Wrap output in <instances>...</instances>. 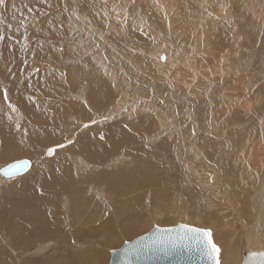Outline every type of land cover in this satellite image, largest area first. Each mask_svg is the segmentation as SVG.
Returning a JSON list of instances; mask_svg holds the SVG:
<instances>
[{"label": "rangeland", "instance_id": "rangeland-1", "mask_svg": "<svg viewBox=\"0 0 264 264\" xmlns=\"http://www.w3.org/2000/svg\"><path fill=\"white\" fill-rule=\"evenodd\" d=\"M46 31L56 51L43 53ZM220 54L226 70L217 72ZM5 56L0 167L23 158L35 166L11 180L0 174V264H108L110 249L176 222L209 229L221 264H242L235 257L249 225H264L262 211L255 218L264 0H5ZM85 75L108 92L91 96ZM95 131L108 139L92 140ZM5 141L18 147L14 159ZM259 250L264 233L246 254Z\"/></svg>", "mask_w": 264, "mask_h": 264}, {"label": "water", "instance_id": "water-1", "mask_svg": "<svg viewBox=\"0 0 264 264\" xmlns=\"http://www.w3.org/2000/svg\"><path fill=\"white\" fill-rule=\"evenodd\" d=\"M21 161H27L28 164L17 174L19 175L29 168V160L24 158L17 159L4 165L1 169L7 168L9 165ZM1 174L3 175L2 172ZM181 225L199 228L183 222H176L173 225L167 226L153 225L149 231L140 234L132 240L124 241L119 248L110 249L108 264H213V260L208 256L205 248L195 240H177L175 243L169 241L166 245L162 246L149 248L140 247V244L147 243L154 235H156L158 229H173L175 231L172 233H164V235L166 237H177L180 233ZM199 229L209 230L207 228ZM138 242H140V244H138ZM138 248L139 251H137ZM250 252L247 255L242 256V264H264V255H262L264 254V250Z\"/></svg>", "mask_w": 264, "mask_h": 264}, {"label": "bare ground", "instance_id": "bare-ground-1", "mask_svg": "<svg viewBox=\"0 0 264 264\" xmlns=\"http://www.w3.org/2000/svg\"><path fill=\"white\" fill-rule=\"evenodd\" d=\"M10 2H16V0H9ZM87 1H90V0H87ZM230 1V0H229ZM243 2V1H242ZM255 2V1H254ZM248 3V2H247ZM238 7V6H237ZM167 9H169L168 7H167ZM223 7L222 8H219V10H218V12H217V15L219 16V14H221L222 12H223ZM168 11V10H167ZM170 14H173L172 16H173V18H174V15H176V12H173V13H170ZM163 15V13L162 12H159V17H163L162 19H164V16H162ZM169 15V14H168ZM169 17V16H168ZM171 18V17H170ZM229 18V17H228ZM142 19V21L144 22V25H145V23L147 24V23H149V21L147 20V19H145L144 17H142L141 18ZM169 19V18H168ZM61 19L58 17V16H54L52 19H51V21L50 22H48L49 24H50V26L52 27V29H53V31L55 32L56 30H55V28H56V23H58L59 21H60ZM73 20H76V12H74L73 13ZM173 20V19H172ZM201 20V19H200ZM229 20V19H228ZM231 20V19H230ZM168 21V20H167ZM170 21V20H169ZM214 21V20H213ZM89 23V22H88ZM87 23V21H85L84 22V29L87 31V32H89L91 35H95V36H98V37H100L101 36V34L99 33V32H97V31H95L94 29H89V28H87L86 26L88 25L89 27L91 26V24L89 25ZM170 23V22H169ZM215 23H216V21H215ZM232 24V23H231ZM93 27V26H92ZM147 27V26H146ZM199 27V26H198ZM207 27V26H206ZM235 27V26H234ZM91 28V27H90ZM148 28V27H147ZM149 29V28H148ZM169 29H174V25L172 24H169ZM230 29V28H229ZM150 31V30H149ZM239 31V30H238ZM242 31V30H241ZM47 32L48 31H46V32H43L42 33V39L41 40H39V42L38 43H43L45 46H47V48H42V51H43V53H45V52H47L49 49H52V50H54V51H56V45L55 44H53L52 42H51V40H50V38H49V36H48V34H47ZM151 32V31H150ZM206 34V33H205ZM229 34V33H228ZM55 34H53V36H54ZM221 35V34H220ZM52 36V37H53ZM206 41V40H205ZM248 42V41H247ZM57 47H59V46H57ZM239 47V46H238ZM102 48V47H101ZM215 48V47H214ZM224 49V48H223ZM58 50H59V48H58ZM57 50V51H58ZM104 50V49H103ZM213 50V49H212ZM224 51V50H223ZM226 51V50H225ZM222 52V51H221ZM242 53V52H241ZM163 56H164V58H162L161 59V54H160V56L158 55L156 58H157V61H158V65H160L161 67L165 64V62L166 61H168V58H169V56H167L165 53L164 54H162ZM240 55V54H239ZM196 56H198L197 55V53L196 52H191V58H189V60H190V64L193 66V71H194V73H195V69H194V64H195V60H192V59H194V58H196ZM234 56V55H233ZM232 56V57H233ZM155 58V59H156ZM6 59H7V56H5V57H2V58H0V61H1V67H2V69L4 68V67H10V65H9V63H7L6 62ZM45 59H46V57H45ZM182 59V58H181ZM225 60V55L224 54H220V55H218L217 56V58H216V64L214 65V69L215 70H217V72L218 71H220V69H224V70H226V68L223 66V61ZM230 60V59H229ZM228 60V61H229ZM117 61V60H116ZM153 61H154V59H153ZM156 61V60H155ZM159 61H160V63H159ZM162 61V62H161ZM189 62V61H188ZM238 62V61H237ZM184 63V62H183ZM117 64V63H116ZM156 64V63H155ZM189 65V64H188ZM160 66H158V67H160ZM157 67V68H158ZM18 68V67H17ZM28 68H30V67H28ZM196 68V67H195ZM68 69V68H67ZM76 69V68H75ZM84 69V68H83ZM164 69V68H163ZM189 69H191V68H189ZM16 70H18V69H16ZM15 70V71H16ZM19 70H20V68H19ZM46 70V68H42V69H40L39 70V72H43V71H45ZM80 70V69H79ZM186 70V69H185ZM191 71H192V69H191ZM22 72V71H21ZM185 72V71H184ZM224 73V72H223ZM7 74L8 75H10V74H13V75H15V76H17L18 74H19V72H14V71H11V72H9V71H7ZM101 74V73H100ZM105 74H106V71H105ZM183 74V73H182ZM181 74V75H182ZM95 75V74H94ZM222 75V72L221 73H219V75H218V77L219 76H221ZM108 76H109V74H108ZM21 78H23V77H21ZM86 82H87V84H93V86H94V93H90L91 94V96H93L94 98H100L101 97V95L104 93V91H106V92H108V85H107V83L103 80V79H101L100 77H97V76H92V75H90V76H88V75H85L84 76V78H83ZM196 79V78H195ZM198 79V78H197ZM117 82H118V84H119V80H117ZM148 82V81H147ZM182 82V81H181ZM98 83V85H96ZM106 83V84H105ZM184 84V83H183ZM150 86V85H149ZM190 86V85H189ZM109 88H110V86H109ZM111 89V88H110ZM112 90V89H111ZM119 90H121V89H119ZM92 91V90H91ZM55 94H54V93ZM52 93H49V97H52V100H56V95H57V91L55 90V91H53ZM167 94V93H166ZM169 96V95H168ZM165 98V97H164ZM165 100V99H164ZM167 100V99H166ZM60 101V100H59ZM59 101H57V102H59ZM145 102V101H144ZM143 102V103H144ZM146 103V102H145ZM153 103V102H152ZM176 103V102H175ZM178 104V103H177ZM176 104V105H177ZM243 104V103H242ZM246 104V103H245ZM172 105V104H171ZM250 105V104H249ZM56 106H57V104L55 103V104H53L52 105V107L53 108H55V109H57L56 108ZM173 106V105H172ZM178 106V105H177ZM66 107L68 108V104L66 103ZM175 107V106H174ZM249 107V106H248ZM173 109H175V108H173ZM177 109V108H176ZM248 109H250V108H248ZM221 111V110H220ZM181 114H183V113H181ZM190 114V113H189ZM193 114H194V112H193ZM174 120V119H173ZM192 120V119H191ZM187 122V121H186ZM190 122H193V121H190ZM171 123V122H170ZM217 124V123H216ZM176 125V124H175ZM264 125V124H263ZM262 125V126H263ZM178 127H180V126H178ZM183 127V126H182ZM103 128V127H102ZM175 128V127H174ZM182 129H184V128H182ZM29 130V129H28ZM176 130V129H175ZM178 130V129H177ZM192 130V129H191ZM182 131V130H181ZM106 132H108V130L106 131ZM211 132V131H210ZM105 133V132H104ZM104 133H100V131H95V133L92 135V137H91V139L92 140H94V141H101L102 139H103V137L104 138H107L106 137V134H104ZM209 136H210V134H209ZM218 136V135H217ZM108 139V138H107ZM110 139V138H109ZM208 139V138H207ZM263 141V140H262ZM209 142V141H208ZM262 144H264V143H262ZM3 147H4V149H5V151H6V154H7V156L9 157V158H11V159H14L15 157H16V154H14V153H16V151L18 150V147L17 146H13L11 143H9L8 141H5L4 142V145H3ZM141 150H142V152L143 153H145V151H144V147H142V148H140ZM258 150V149H257ZM14 152V153H13ZM201 152V151H200ZM199 152V153H200ZM231 152H232V148H231ZM197 155V154H196ZM252 157H254V159L258 162V163H260L259 162V159L257 158V156H256V154L255 155H253ZM9 164V163H8ZM261 164V163H260ZM263 166H264V163L262 164ZM4 166V165H3ZM3 166H1L0 167V169L3 167ZM33 166H35V161L33 160V163L31 164V162H30V166H29V168L26 170V171H24L23 173H21V174H19V175H17V176H22L23 174H26L29 170H30V168L31 167H33ZM264 170V169H263ZM202 172V171H201ZM0 174H1V172H0ZM2 175V174H1ZM3 176V175H2ZM17 176H14V177H11V178H7V177H5V176H3L4 178H6V180H11V179H13V178H15V177H17ZM263 176V175H262ZM218 177V176H217ZM219 179V178H218ZM261 181H262V186L261 187H259L258 189L259 190H261L262 188H263V190L262 191H257L256 190V193H258L256 196H255V198H256V215H255V218H257V215H258V213H259V211H262L263 213H264V177L263 178H261ZM225 182V181H224ZM202 183V182H201ZM228 188V187H227ZM225 191V190H224ZM222 193H223V191H222ZM226 193V192H225ZM213 196V195H212ZM232 199V198H231ZM234 199V198H233ZM232 199V200H233ZM235 201V200H234ZM236 205V204H235ZM236 207V206H235ZM237 208V207H236ZM237 210V209H236ZM235 210V211H236ZM237 212V211H236ZM252 214H254V213H252ZM255 218H254V220H255ZM243 219V218H242ZM240 222H242V221H240ZM244 222V221H243ZM246 222V221H245ZM249 223V222H248ZM262 224V228H260V229H257L258 228V225H261ZM243 225V224H242ZM241 225V226H242ZM246 225H247V223H246ZM244 226V225H243ZM250 227H249V230H248V233H247V231H246V235H245V239L242 241V245H241V247H240V245H239V255L237 256V257H235L237 260H240V262H242V256H244V255H247L246 254V250H251L252 248H254V246H256L258 243H260V240H261V237H262V234L264 233V225H263V221L262 220H259V221H256V223H254V221L249 225ZM246 227H248V226H245V228ZM244 229V228H243ZM246 230V229H245ZM244 230V231H245ZM237 248V247H236ZM236 250V249H235ZM237 252H236V254H238ZM219 259H220V256H219ZM221 262V261H220Z\"/></svg>", "mask_w": 264, "mask_h": 264}, {"label": "snow or ice", "instance_id": "snow-or-ice-1", "mask_svg": "<svg viewBox=\"0 0 264 264\" xmlns=\"http://www.w3.org/2000/svg\"><path fill=\"white\" fill-rule=\"evenodd\" d=\"M4 3L5 0H0V5H3ZM53 152V148L48 149L49 155H52ZM27 164V161H21L16 164H11L7 168L0 169V172H2L4 176L11 178L12 176L17 175L20 171H22L27 166ZM173 231L175 230L158 229L157 234L154 235L147 243L140 244V242H138V244H140V247L149 248L166 245L169 241L175 243L177 240H195L198 244H201L205 248L208 256L213 260V264H220V261L218 259V253L220 252V249L214 243L210 230L193 228L188 225H181L180 233L177 237H166L164 235V233H172ZM137 251H139V248L137 249Z\"/></svg>", "mask_w": 264, "mask_h": 264}]
</instances>
